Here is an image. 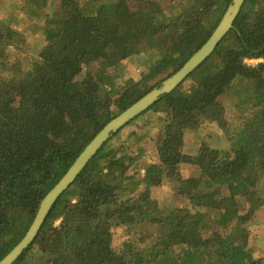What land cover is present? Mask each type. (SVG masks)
I'll return each instance as SVG.
<instances>
[{"label": "trees", "instance_id": "1", "mask_svg": "<svg viewBox=\"0 0 264 264\" xmlns=\"http://www.w3.org/2000/svg\"><path fill=\"white\" fill-rule=\"evenodd\" d=\"M7 1L9 11L0 16V260L84 147L177 71L232 2L59 0L50 10V0ZM15 8L43 20L45 45L33 69L8 65L7 49L27 43L6 17ZM143 49L162 56L140 80L120 84L116 68ZM225 95L245 114L234 128L223 125L219 99ZM147 113L146 127L158 128L157 157L143 162L141 145L132 151L113 139ZM205 121L223 126L228 146L202 142L189 153L185 132ZM126 125L59 196L12 264H264L260 250L248 244L250 217L239 207L240 198L250 201V214L264 206V0H245L213 53ZM136 135V142L143 138L137 129L128 136ZM182 163L199 174L183 178ZM169 183L190 206L167 207L151 197L150 188ZM122 226L133 237L115 246L113 229Z\"/></svg>", "mask_w": 264, "mask_h": 264}, {"label": "rangeland", "instance_id": "2", "mask_svg": "<svg viewBox=\"0 0 264 264\" xmlns=\"http://www.w3.org/2000/svg\"><path fill=\"white\" fill-rule=\"evenodd\" d=\"M58 1L59 0H50L49 5L53 4L51 8L49 7L50 10L57 5ZM5 2V5L3 2L0 3V16H5L9 11V2L7 0H5ZM11 11H13V8ZM15 12L16 13L13 15L11 12H9L6 17L13 20L15 27L23 30L24 34L26 35L27 43L24 49H7V52L10 54V61L8 65L12 66V63L16 62L17 64L20 63V66L33 69L39 64V53L45 45L44 33L41 29L43 20L33 16L30 13L17 10L16 8ZM161 56L162 55L158 50L143 49V51L123 60L116 68L117 70H115L119 76L117 81L120 84H123L129 81L140 80L145 74L151 71L155 62ZM259 61H261V59H249L247 60V63L256 64ZM168 72L169 69L166 72L158 75L156 78H154V80L148 83V86L160 79L163 80L167 76ZM189 84L190 82L187 81L184 88H188ZM147 89L149 88L147 87ZM219 101L222 104V108L224 107L223 125H229V128L237 127L238 123L243 119V115H245L235 106L234 102L237 101V99L233 98L232 95H225L222 96ZM150 114L151 113H147L138 120L126 125L118 133L117 138L115 137L113 139V142L119 145L125 141L124 144L128 145L127 149H131L132 151L136 150L137 145H141L144 148L145 155L143 157V162L154 160L157 157L156 145L154 144V141L158 134V128L156 127L151 130L149 127H146L145 123ZM134 129H137L143 135V138L137 142V135L131 137L128 136ZM224 131L225 129L218 121H205L196 130L185 132L184 147L189 153L195 152L202 142H208L212 146L219 148H226L229 141L227 140L228 137ZM180 172L183 178H188L198 175L199 169L192 164L182 163ZM259 187L264 188V178L260 182ZM150 195L153 199L158 200L160 204H163L167 207L190 206L189 201L182 195L178 194L174 189V184L171 183L150 188ZM239 207L241 214L250 217H247L249 219H247L248 221L245 223V226L249 231L248 244L252 248L260 250L264 257V206L250 214V201L246 200L245 198H240ZM138 228L141 230V227ZM113 232L115 246L119 245L125 238L133 237L132 232L129 231L125 226L114 227Z\"/></svg>", "mask_w": 264, "mask_h": 264}, {"label": "water", "instance_id": "3", "mask_svg": "<svg viewBox=\"0 0 264 264\" xmlns=\"http://www.w3.org/2000/svg\"><path fill=\"white\" fill-rule=\"evenodd\" d=\"M244 2L245 0H232L220 22L205 43L177 71L166 77L160 86L152 88L104 125L84 147L60 180L44 196L28 231L19 243L0 260V264H12L21 255L23 250L35 240L59 196L74 182L92 156L109 139L113 132L120 130L135 116L157 101L163 94L171 92L213 53L219 42L233 26Z\"/></svg>", "mask_w": 264, "mask_h": 264}]
</instances>
